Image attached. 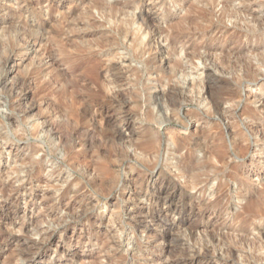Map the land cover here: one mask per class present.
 Segmentation results:
<instances>
[{
    "label": "rangeland",
    "instance_id": "obj_1",
    "mask_svg": "<svg viewBox=\"0 0 264 264\" xmlns=\"http://www.w3.org/2000/svg\"><path fill=\"white\" fill-rule=\"evenodd\" d=\"M263 232L264 0H0V264H264Z\"/></svg>",
    "mask_w": 264,
    "mask_h": 264
},
{
    "label": "bare ground",
    "instance_id": "obj_2",
    "mask_svg": "<svg viewBox=\"0 0 264 264\" xmlns=\"http://www.w3.org/2000/svg\"><path fill=\"white\" fill-rule=\"evenodd\" d=\"M114 5V4H113ZM116 5V4H115ZM118 5V4H117ZM119 6V5H118ZM116 7V6H115ZM123 9V8H122ZM115 11H116V9H115ZM140 13V12H139ZM225 13V12H224ZM222 16H223V14H222ZM254 17V16H253ZM138 18H142V19H140V20H143V19H147V16H146V14H143V13H141V14H139L138 15ZM149 20V19H148ZM145 21V20H144ZM151 21V20H150ZM149 21V22H150ZM256 21V20H255ZM258 21V23L260 24L261 23V21H259V20H257ZM123 27L121 28V31H120V33L121 34H123L124 36L125 35H127V34H129L130 36H131V50H133V51H135L136 53H137V55L138 56H143V54L145 53V51L147 50V48L149 47L148 45H147V41L145 40V36H143V35H141V34H139L138 33V29H134V26H133V23H134V19L133 18H131V19H126V20H123ZM217 23V22H216ZM43 24L44 25H46V23H44L43 22ZM147 24V23H146ZM262 26V25H261ZM260 29V28H259ZM258 29V30H259ZM199 31V30H198ZM221 32V31H220ZM119 33V32H118ZM171 34V33H170ZM174 34V33H173ZM171 36V35H170ZM178 37V36H177ZM193 37H194V34H193ZM197 37V36H196ZM176 39V38H175ZM175 39H174V37L172 36V37H168L166 40H167V47H166V50H167V53H173V52H175L174 51V45H176V44H174L175 43ZM178 39V38H177ZM180 40V39H179ZM150 43V42H149ZM177 43V42H176ZM150 45V44H149ZM195 45V44H194ZM193 45V46H194ZM202 45V44H201ZM204 45H205V43H204ZM206 45H208V44H206ZM193 46H192V48H193ZM200 46V45H199ZM190 47H191V45H190ZM197 47V46H196ZM204 47V46H203ZM200 48H201V46H200ZM179 49V48H178ZM187 49V48H186ZM186 49H184V50H182V51H185ZM177 50V49H176ZM170 51H173V52H170ZM191 51V50H190ZM239 52V51H238ZM225 53V52H224ZM175 55H172V56H170L167 60H166V66H164L165 68V71H166V73H167V76H168V80H175V84H180V85H184V83H185V68H184V62H183V58L181 57V55H182V52H181V49L177 52V53H174ZM223 54V53H222ZM185 55L188 57L189 56V58H193V60H194V57H197V58H199V57H203V56H201V54L200 53H186V51H185ZM10 59V57H4L3 58V64H6L7 62H8V60ZM154 60H155V58L154 57H152V58H146V59H144V64L145 65H148V64H150V63H152V62H154ZM199 60V59H198ZM224 61V60H223ZM2 64V65H3ZM4 66V65H3ZM196 67H197V64L195 65ZM207 67V66H206ZM196 69V68H195ZM187 71V70H186ZM209 72V71H208ZM207 74V73H206ZM209 74V73H208ZM186 75H188L187 73H186ZM189 76V75H188ZM210 76V75H209ZM208 76V77H209ZM190 77V76H189ZM194 78H192V81L196 84V79H195V76H193ZM207 77V76H206ZM191 78V77H190ZM190 81V80H189ZM202 83V82H201ZM201 83H198L197 85H195L197 88H200L201 87ZM186 84V83H185ZM207 84V83H206ZM208 86H209V84H207ZM187 86V85H186ZM194 86V85H193ZM178 87V86H177ZM203 87H204V85H203ZM210 87V86H209ZM175 87H173V86H170L168 89H167V95H171V90L172 89H174ZM183 88V87H182ZM178 90V89H177ZM203 90V89H202ZM207 90H208V92H207ZM206 90V92L207 93H209V89H207ZM199 93V92H198ZM206 93V94H207ZM163 95V94H162ZM164 96H165V94H164ZM168 97V96H167ZM170 98V97H169ZM169 101V100H168ZM213 101V100H212ZM211 101V106L213 107V109H216L217 108V104L215 103V102H212ZM167 102V101H166ZM210 102V101H209ZM169 103V102H168ZM171 103V102H170ZM169 105V104H168ZM219 107V106H218ZM218 110H219V108H218ZM216 111H217V109H216ZM190 153V152H189ZM186 170V169H185ZM6 185V184H5ZM159 188V187H158ZM165 201H163L164 203H167L168 204V206H170V203L169 202H167V199H164ZM251 201V200H250ZM246 207V206H245ZM245 207H243V208H245ZM169 208V207H168ZM245 210V209H244ZM243 212V211H242ZM192 227V226H191ZM196 230V229H195ZM259 231H261L260 229H259ZM194 233V232H193ZM264 233V232H263ZM242 237V236H241ZM221 242V241H220ZM239 242V241H238ZM237 242V243H238ZM217 243V242H216ZM227 249V248H226ZM23 253V252H22ZM25 254V253H24ZM23 255V254H22ZM231 255V254H230ZM194 256V255H193ZM26 257V256H25ZM249 258V257H248Z\"/></svg>",
    "mask_w": 264,
    "mask_h": 264
}]
</instances>
